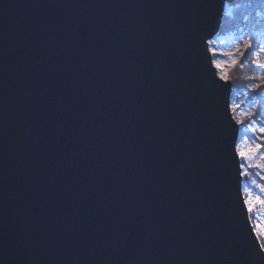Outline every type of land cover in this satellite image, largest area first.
Listing matches in <instances>:
<instances>
[{"label":"water","instance_id":"1","mask_svg":"<svg viewBox=\"0 0 264 264\" xmlns=\"http://www.w3.org/2000/svg\"><path fill=\"white\" fill-rule=\"evenodd\" d=\"M226 6L0 0V264H243Z\"/></svg>","mask_w":264,"mask_h":264},{"label":"rangeland","instance_id":"2","mask_svg":"<svg viewBox=\"0 0 264 264\" xmlns=\"http://www.w3.org/2000/svg\"><path fill=\"white\" fill-rule=\"evenodd\" d=\"M259 11L261 9L252 10L251 12H246L245 16L238 18L231 8L227 9L226 7L222 31L211 40L212 43L209 45L215 65L217 63L221 65V67L218 68L216 66V68L223 79L231 80V78H234V76H231L234 74V68L243 58H247L248 53L244 48L245 44L250 40H264V30H255L254 28L255 23L264 22V16H257ZM251 56L256 76L264 82V67H260L264 65V51L254 50ZM232 87L231 109L234 118L241 126L238 139L242 146L240 149L238 147V150L247 151L250 148H255L257 143L264 144V141L256 139V137L262 135L259 129L264 127V115L258 114V101L251 93L252 91L247 92L242 91L239 87ZM241 139L242 141L240 142ZM240 160L241 164L245 165L242 172L247 173L243 175L242 180L245 198L247 193L244 192V189H248L252 192L254 199L257 195L264 199V193H261L258 187V185L264 186V168L255 167V165L264 164V149H261L251 160ZM249 214L254 230L258 227L264 229V205L256 204L253 211Z\"/></svg>","mask_w":264,"mask_h":264},{"label":"snow or ice","instance_id":"3","mask_svg":"<svg viewBox=\"0 0 264 264\" xmlns=\"http://www.w3.org/2000/svg\"><path fill=\"white\" fill-rule=\"evenodd\" d=\"M225 3L226 5L233 3V0H225ZM235 6L236 7H240V6L251 7L252 0H248V3L245 5L236 4ZM259 6L261 7V11L257 12V16H264V0H259ZM208 43H212V41L209 40ZM244 48L247 51L249 56L253 53L254 50L259 49L260 51H264V40H257V41L250 40L247 44L244 45ZM216 66L218 68L221 67L219 63H217ZM260 67H264V65H261ZM256 87H259V86H256ZM232 107H236V106H232ZM259 131L262 135L260 137H256V139L264 141V127H261ZM261 149H264V144L257 143L255 148H250L247 151L238 150L237 155L241 159L248 161V160L253 159L254 156L261 151ZM240 167L243 169L245 165L241 164ZM255 167L264 168V164L255 165ZM246 174H247L246 172L241 173V175H246ZM258 187L260 188L261 193H264V186L258 185ZM244 192L247 193V197L244 199V205H245L246 210L249 213L253 211L256 204L264 205V199H261L259 195H257L254 199L252 192H250L248 189H244ZM255 234L258 237V239L256 240L257 247H255V249H248V248L240 249V253H242L245 258L243 261V264H264V229H260L259 227L256 228Z\"/></svg>","mask_w":264,"mask_h":264},{"label":"trees","instance_id":"4","mask_svg":"<svg viewBox=\"0 0 264 264\" xmlns=\"http://www.w3.org/2000/svg\"><path fill=\"white\" fill-rule=\"evenodd\" d=\"M248 3V0H238L235 4H228L227 9L231 8L233 13L238 16H245L246 12H251L252 10L261 9L259 6V0H252V6H240L236 7V4L245 5ZM247 14V13H246ZM255 30L263 29L264 30V22L255 23ZM222 31V30H221ZM221 33V32H220ZM252 55V54H251ZM247 56V58H243L234 68V78H231V82L234 83V87H239L242 91H247L253 93V96L258 101V114L264 115V82L259 80L256 76V71L254 66L252 65V56ZM259 86V87H256ZM255 88V89H254ZM252 89V90H251ZM254 89V90H253Z\"/></svg>","mask_w":264,"mask_h":264},{"label":"bare ground","instance_id":"5","mask_svg":"<svg viewBox=\"0 0 264 264\" xmlns=\"http://www.w3.org/2000/svg\"><path fill=\"white\" fill-rule=\"evenodd\" d=\"M209 45H210V44H209ZM209 45H208V46H209ZM213 61H214V60H213ZM214 65H215V63H214ZM215 66H216V65H215ZM241 141H242V139L240 140V142H241ZM241 146H242V144H240L239 141H238V147H239V149H240Z\"/></svg>","mask_w":264,"mask_h":264}]
</instances>
